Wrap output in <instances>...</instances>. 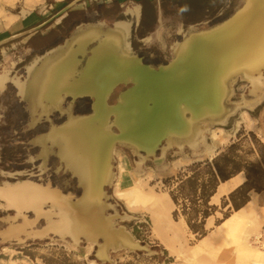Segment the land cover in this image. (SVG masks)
<instances>
[{"label":"bare ground","instance_id":"bare-ground-1","mask_svg":"<svg viewBox=\"0 0 264 264\" xmlns=\"http://www.w3.org/2000/svg\"><path fill=\"white\" fill-rule=\"evenodd\" d=\"M129 27V22L118 20L102 36L93 28L83 30L72 36L63 49L47 55L40 65L29 66L27 78L10 79L17 94L36 113L33 123L52 110L65 112L62 123L52 125L35 139L44 149L46 143L58 148L65 168L76 176L81 193L73 197L50 187L49 183L6 185L0 190V200L5 202L6 209L14 211L12 220L21 218L22 222L1 229L0 240L20 241L50 231L60 237L69 233L74 240L85 236L90 240L86 246H92L101 237L100 256L114 243L129 248L137 246L127 231L112 228L113 215L104 212L110 204L103 184L113 178L110 158L115 145L128 144L133 150L150 155L162 138L191 140L198 134V123L223 113L227 83L233 76L241 74L250 78L253 93L264 86L261 74L264 0H243L242 7L228 20L190 31L175 43V57L158 70L144 65L130 53ZM5 81V77L0 78V89ZM121 82L131 86L120 94L117 103L109 104L108 96ZM84 95L92 98L89 114H72L69 108L61 109L66 96L74 99ZM111 116L116 133L107 128ZM239 182L235 177L218 186L212 198L217 200ZM116 193L128 206L142 201L138 186L118 189ZM252 203L248 200L235 210L236 215L226 218L214 232L202 237L198 246L212 245L221 233L234 227ZM45 204L49 206L44 208ZM156 210L157 217L163 213L160 206ZM29 212L32 218L27 217ZM41 216L47 225L33 228ZM241 247L246 248L244 244ZM253 255L262 258L258 253Z\"/></svg>","mask_w":264,"mask_h":264},{"label":"rangeland","instance_id":"rangeland-1","mask_svg":"<svg viewBox=\"0 0 264 264\" xmlns=\"http://www.w3.org/2000/svg\"><path fill=\"white\" fill-rule=\"evenodd\" d=\"M86 1L89 0L74 7L85 6ZM63 2L64 0H0V40L22 32L27 24L45 21L63 7ZM97 4L99 3L90 2L85 19L76 23L73 33L89 25L99 24V16L95 14ZM60 20L61 17L57 18L40 34H45ZM101 26L105 32L112 24L105 23ZM204 28L192 26L184 29L175 19H161L143 46L161 49L165 59L169 61L173 57V47L177 41L190 31ZM26 39L27 37L17 38L0 46V73L7 72L12 77L25 79L29 66L41 63L47 55L62 48L60 45L65 42L60 41L62 44H57L51 51L35 50L27 55L41 39L36 37L29 45L24 43ZM95 44L96 42L89 47ZM261 74L264 76V69ZM130 85L131 83L118 84L107 102L116 103L121 91ZM227 85L223 113L219 117L207 118L198 123V134L191 140L162 138L150 155L135 151L128 144L115 145L110 158L113 178L109 183L103 184L110 204L104 212L113 215L112 228L127 231L140 246L129 248L121 243H114L100 256L98 249L102 243L101 237H97L92 246H86L90 240L85 236L81 235L74 240L69 233L60 237L46 231L41 236L24 237L20 241L14 238L0 240V264H46V260L50 264H264V188L260 191L250 190L249 199L253 203L241 214L234 227L221 233L212 245H208L210 247L201 248L198 245L202 237L214 232L226 218L236 215L235 210L229 208L230 204H223L227 196L209 200L208 204L213 208L205 219L206 233L202 237L187 226L180 205H175L170 196V192L175 191L180 176L188 172L189 165L210 161L233 142L238 143L236 154L250 163L260 164L264 169V86L253 93L251 79L241 74L229 79ZM91 101L90 97L76 100L72 113L88 114ZM69 104L71 99L68 98L63 107ZM65 118V113L54 110L49 119H41L40 123L31 125L26 103L20 99L12 82H7L6 90L0 92V125L7 124V128L1 131L7 136L5 146L13 148L18 160L11 165L13 169H6L0 159V184L5 180L12 182L31 178L39 183L49 182L73 197L80 195L81 188L76 178L64 167L56 155L55 146L50 143L47 144L45 165L41 167L43 145L34 139L48 131L50 125H58ZM59 121L60 123L55 124ZM107 128L114 133L118 131L112 116ZM2 146L0 138V148ZM237 179L243 182L244 173L240 172ZM135 186L140 189L142 201L128 206L117 195L116 190ZM181 201L178 198V202ZM48 206L45 204L44 208ZM159 206L163 213L157 217L155 213ZM174 209H177L175 217L172 215ZM12 213L13 210L0 205V229L9 222L2 217ZM31 215V212L27 213L29 218H32ZM225 215L227 217L224 218ZM46 225V219L41 216L33 228H43ZM242 244L246 248H242ZM254 253L262 255V258H256Z\"/></svg>","mask_w":264,"mask_h":264},{"label":"trees","instance_id":"trees-1","mask_svg":"<svg viewBox=\"0 0 264 264\" xmlns=\"http://www.w3.org/2000/svg\"><path fill=\"white\" fill-rule=\"evenodd\" d=\"M70 1L72 0H64L63 6ZM137 2L141 5L140 19L138 25L133 27L131 31L130 41L133 51L146 64H148V53L140 39L154 31L158 8L162 18L175 19L186 29L192 26L205 28L213 26L232 14L242 4V0H137ZM95 9L101 17L108 20H121L127 17L122 13V8L116 0L108 5L102 4ZM84 19V9L72 7L67 10L66 15L59 23L51 27L45 34H40L53 22L44 26L35 32L26 44L29 45L31 40L39 37L40 43L32 47L43 51L50 49L54 44L66 38L73 31L77 22ZM41 22L43 21H38L34 26ZM151 49L155 48L151 47ZM58 123L60 121L55 124ZM6 128V123L0 125V138L3 144L0 148V159L1 164L7 169L12 168L11 165L17 162L18 158L12 147L5 146L7 136L1 131ZM237 146L238 143L233 142L210 161L204 160L189 165L187 167L188 172L180 176L175 191L170 192L173 203L177 206L180 205L187 226L193 232L200 234L201 237L206 233L204 229L205 219L210 215L213 208L208 202L219 182L240 172L244 173L245 180L231 190L227 194V199L223 201L224 205L230 204L229 208H233V210H238L248 202L250 190L260 191L264 188L262 187L264 185V169L260 164L250 163L243 156L236 154ZM76 193L78 194V191ZM178 198H181L182 201L178 202ZM176 214L177 209H174L172 215L175 217ZM45 263L50 264L47 260Z\"/></svg>","mask_w":264,"mask_h":264},{"label":"crops","instance_id":"crops-1","mask_svg":"<svg viewBox=\"0 0 264 264\" xmlns=\"http://www.w3.org/2000/svg\"><path fill=\"white\" fill-rule=\"evenodd\" d=\"M83 1H85V0H81V1L78 2L77 4H80V3H82ZM92 1H94L95 3H99V4H97V5H98L97 8H98V7H100L102 4H106V5L110 4L113 0H89V1H86V4H84L85 6H78L77 8H82V9H84V11H85V15H86V13H87V10H86V9H87L88 7H90V2H92ZM116 1L119 2V6L122 8V13H123L125 16H127L126 19H121V20H123V21H127V22L130 23L129 32H128V36H127V40H128V42H129V47H130V53L137 55L136 52H134L133 49H132V47H131V41H130V38H131V31H132L133 27L137 26L138 23H139L140 13H141V5L137 2V0H116ZM77 4H75V5H77ZM75 5H74V6H75ZM74 6H73V7H74ZM134 6H137L138 9H139V16H138V18H135V17L130 13V11H129V9H130V8H133ZM75 7H76V6H75ZM71 8H72V7H71ZM95 14H97V16H99V19L97 20V21L99 22V24H92V25H89L88 27H86V28H84V29H82V30H79V31H77V32H75V33H73V32H74V29H73V31H72V32H71L66 38H64V39L61 41V42L65 41L63 45H60V47H62V48L57 49L56 51H60L61 49H63V47L66 46V43L68 42V40H69L72 36H74L75 34L81 32V31H83V30H87V29L93 28V29H95V30L99 33V36H102V35L106 32V31H105V32L102 31V26H101L102 24H105V23L112 24V26L108 27V29H109V28H112V27L114 26V22H115V21H118V20H108V19H106V18L101 17V15L99 14V12H98L97 10L95 11ZM65 15H66V13L63 14V15L61 16V19H62ZM161 19H164V18H162V16H161V11H160V9L158 8V11H157V22H156L155 29H156V27H157V25H158V22H159ZM100 20H102L103 23H101ZM37 22H38V21H37ZM37 22H33V23H30V24H27L25 30L32 28ZM59 22H60V21H59ZM59 22H55V23L57 24V23H59ZM56 24H55V25H56ZM75 26H76V25H75ZM181 26H182V25H181ZM182 28H183V27H182ZM155 29H154V30H155ZM23 31H24V30H23ZM102 32H103V33H102ZM153 32H154V31H153ZM153 32H151L149 35H147V36L143 37L142 39H140V41L142 42L143 45H145V40H146L147 38H149ZM33 34H34V33H31V34H29V35H27V36H24V37H27V39H26V41H25L24 43H26V42L28 41V39H29ZM14 35H16V34H14ZM12 36H13V35H12ZM10 37H11V36H10ZM24 37H20V39H22V38H24ZM14 40H15V39H14ZM61 42H60V43H56V44H54L50 49L44 50V52L49 51V50L51 51L52 48H54L55 46H57V44H58V45H59V44H62ZM95 42H97V40L91 42L90 44L95 43ZM90 44L88 45V49L90 48V47H89ZM145 48H146V51H147V53H148V64H149L150 66L157 67L158 65L166 64V63L168 62V59H165L164 52H163L161 49H159V50H158V49H151V47H145ZM35 50H36V49H34V48L32 47V49L30 50L31 52H29L27 55H29L30 53H32V52L35 51ZM117 50L120 51V48H117ZM56 51H53L52 53H50V55L53 54V53L56 52ZM154 51H155V52H154ZM166 60H167V61H166ZM40 64H41V63H37V64H35V65L38 66V65H40ZM81 65H82V64H80V66H81ZM80 66H79V67H80ZM7 82H8V81H7ZM7 82H6V84L4 85V88H3L2 90H0V92H4V91L6 90V88H7ZM18 96H19V95H18ZM19 97H20V96H19ZM68 98H69V97H67V98L64 99V101L62 102L61 107H62V109L69 108V110H70L71 112H72V109H73V106H74L76 100H78V99H82V98H85V99H86V97L75 98V99L71 100V104L66 105V106L63 107V103H64ZM20 99L26 103V109H27V111H28V115L30 114V120H31V122H32L33 119H34L35 116H36V113H34V112L31 110V108L29 107L28 101H27L25 98L20 97ZM69 99H70V98H69ZM53 111H54V110H52V111H51L48 115H46V116H41V117L39 118L38 121H36V122H34V123L32 122L31 125L37 124L38 122L40 123V120H41V119H47V118L49 117V115H50ZM58 111H59V110H58ZM61 113H62V112H61ZM239 175H240V173H239V174H236V175H234V176H232V177H230V178L227 179V180H224V181L219 182V184L217 185L216 190H215V192H214L213 194L215 195V193L217 192L218 186H220V185H222V184H225V183L231 181V180L234 179L235 177L237 178ZM241 181H242V180H241ZM241 181H240L239 183H237L236 185H234L232 188H230L227 192L220 194V195L218 196V200H219V198H221V197L227 196V194H228L231 190H233L237 185H239V184L241 183ZM222 182H223V183H222ZM214 195H212V196L210 197V201L213 199L212 197H214ZM249 200H250V199H249Z\"/></svg>","mask_w":264,"mask_h":264},{"label":"water","instance_id":"water-1","mask_svg":"<svg viewBox=\"0 0 264 264\" xmlns=\"http://www.w3.org/2000/svg\"><path fill=\"white\" fill-rule=\"evenodd\" d=\"M81 0H72V1H70L69 3H67L65 6H63L60 10H58V12H56L53 16H51V17H49L48 19H46L45 21H43V22H41L40 24H38V25H36V26H34V27H32V28H30V29H27V30H24V31H22V32H20V33H18V34H16V35H13V36H11V37H9V38H6V39H3V40H0V46H3L4 44H6V43H9V42H11V41H13L14 39H17V38H20V37H24V36H27V35H29V34H31V33H35V32H37V31H39L40 29H42L44 26H46V25H48L49 23H51V22H53V21H55L57 18H59V17H61L63 14H65L66 12H67V10H69L71 7H73L75 4H77L78 2H80ZM242 5H243V0H242V4L237 8V9H235L234 10V12L232 13V14H230L228 17H226L224 20H222V21H220L219 23H217V24H215V25H213V26H216V25H218V24H221L222 22H224V21H226V20H228L230 17H232L235 13H236V11L239 9V8H241L242 7ZM213 26H210V27H213ZM210 27H207V28H210ZM207 28H204V29H207ZM200 30H203V29H200ZM189 33V32H188ZM137 56V55H136ZM138 58H139V60L142 62V59L139 57V56H137ZM175 57V53H174V49H173V57L167 62V63H169L173 58ZM143 63V62H142ZM166 63V64H167ZM144 65H146V66H150L149 64H146V63H143ZM166 64H162V65H158L157 67H153V66H150L151 68H153V69H156V70H158L159 68H160V66H164V65H166ZM121 83H127V82H121ZM120 84V83H119ZM118 85V84H117ZM116 85V86H117ZM116 86H114V88L116 87ZM131 86V85H130ZM129 86V87H130ZM129 87H127L126 89H128ZM126 89H124L123 91H125ZM114 90V89H113ZM123 91H121V93L123 92ZM112 93V92H111ZM110 93V94H111ZM120 93V94H121ZM120 94H119V97H120ZM79 97H90V96H86V95H84V96H78V97H76V98H79ZM109 97V96H108ZM119 97H118V100H119ZM91 98V97H90ZM71 100H73L72 98H70ZM75 99V98H74ZM117 100V101H118ZM117 101H116V103H117ZM115 104V103H114ZM92 111V101H91V103H90V112ZM89 112V113H90ZM88 113V114H89ZM47 119H49V117L47 118ZM66 119V118H65ZM53 125V124H52ZM52 125H50V127H49V129L51 128V126ZM48 129V130H49ZM160 141H158L157 142V144L159 143ZM157 144H156V146H157ZM156 148V147H155ZM155 150V149H154ZM138 246H140V245H138L137 244V247ZM134 247H136V246H134Z\"/></svg>","mask_w":264,"mask_h":264},{"label":"flooded vegetation","instance_id":"flooded-vegetation-1","mask_svg":"<svg viewBox=\"0 0 264 264\" xmlns=\"http://www.w3.org/2000/svg\"><path fill=\"white\" fill-rule=\"evenodd\" d=\"M131 12H132V15L134 16V17H138V14H139V11H138V7L137 6H134L132 9H131ZM2 77H5L6 78V81L4 82V84H3V87L0 89V90H2L3 88H4V85L6 84V82L7 81H10V79L12 78V76H10V73H7V72H3V73H0V78H2ZM14 80V79H13ZM68 96H66L65 98H67ZM64 98V99H65ZM70 98V97H69ZM64 101V100H63ZM62 105V104H61ZM61 109H62V107H61ZM68 108H66V109H62L63 111H66ZM63 113H65V112H63ZM73 114V113H72ZM66 115V114H65ZM80 115V114H79ZM82 115V114H81ZM59 125V124H58ZM47 132V131H46ZM46 132H44V133H46ZM44 133H42V134H44ZM42 134H40V135H42ZM40 135H38V136H40ZM38 136H36L35 138H37ZM34 138V139H35ZM47 144L48 143H46V149H44V147H43V150H42V152H41V154H40V158H41V163H40V165H41V167H43L44 165H45V160H46V153H47ZM55 148H56V155L59 157V159H60V154H59V151H58V148L55 146ZM46 150V151H45ZM61 160V159H60ZM62 162V161H61ZM63 163V162H62ZM63 165H64V163H63ZM64 167H65V165H64ZM68 170V169H67ZM71 172V171H70ZM71 174L76 178V176L71 172ZM76 181H77V178H76ZM22 182H35V183H38V184H42V185H45L46 183H49V182H45V183H39V182H36V181H34L33 179H31V178H23V179H19V180H15V181H12V182H10V181H3L1 184H0V190L1 189H3V188H5V187H7V186H12V185H14V184H18V183H22ZM7 185V186H6ZM49 185H50V187H52V188H57L58 190H60L58 187H56V186H54V185H51L50 183H49ZM61 191V190H60ZM62 192V191H61ZM62 193H64V192H62ZM64 194H67V193H64ZM70 194V193H69ZM70 195H72V194H70ZM0 205L1 206H3L4 208H5V202L3 201V200H0ZM8 215V216H7ZM7 215H5V216H3L2 218H5V219H7V220H9V222H7V224L3 227V228H1V229H5L7 226H14V225H16V224H20L21 222H22V220H21V218H17V219H15V220H12V217L14 216V211H13V213L12 214H7ZM28 217V216H27ZM31 217H33L32 215H31ZM29 218V217H28ZM37 223V222H36ZM34 226V225H33ZM0 229V230H1ZM20 239H22L23 238V236H20L19 237Z\"/></svg>","mask_w":264,"mask_h":264}]
</instances>
